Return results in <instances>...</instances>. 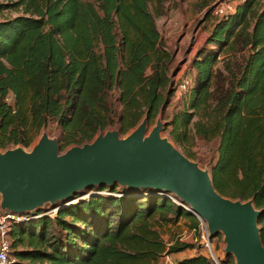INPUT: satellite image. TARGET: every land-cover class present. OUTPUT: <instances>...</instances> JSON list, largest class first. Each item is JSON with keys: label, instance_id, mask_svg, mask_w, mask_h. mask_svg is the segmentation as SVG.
Masks as SVG:
<instances>
[{"label": "trees", "instance_id": "obj_1", "mask_svg": "<svg viewBox=\"0 0 264 264\" xmlns=\"http://www.w3.org/2000/svg\"><path fill=\"white\" fill-rule=\"evenodd\" d=\"M150 1L0 0V148L29 146L32 133L52 126L63 152L165 113L175 94L174 57ZM192 69L186 108L165 131L176 146L192 137L217 143L216 189L254 201L264 244V0H243L217 18ZM97 191L52 215L12 223L15 264H158L166 252L198 249L180 241L167 248L156 228L182 218L199 228L172 196L119 186ZM196 243L205 253L178 264H212ZM221 261L235 264L232 256Z\"/></svg>", "mask_w": 264, "mask_h": 264}, {"label": "water", "instance_id": "obj_2", "mask_svg": "<svg viewBox=\"0 0 264 264\" xmlns=\"http://www.w3.org/2000/svg\"><path fill=\"white\" fill-rule=\"evenodd\" d=\"M145 116L126 137L107 129L91 141L61 151L58 137L43 132L30 151L0 148V210L19 217L60 209L86 191L119 186L125 191L170 195L204 222L210 239L224 238L235 264H264V244L254 201L223 196L211 170L186 156L164 136L159 118L149 132ZM82 198V199H84ZM81 199V200H82Z\"/></svg>", "mask_w": 264, "mask_h": 264}, {"label": "rangeland", "instance_id": "obj_3", "mask_svg": "<svg viewBox=\"0 0 264 264\" xmlns=\"http://www.w3.org/2000/svg\"><path fill=\"white\" fill-rule=\"evenodd\" d=\"M242 1L243 0H168V2L162 5L163 7L159 5L157 0L153 2L150 1L149 7L155 16L162 40L174 57L171 74L173 76L175 94L171 98L166 112L159 114L155 120L150 122L149 132L156 125L159 118H162L165 124H169L175 114H178L186 108L189 92L195 86V73L192 69L193 60L196 58L198 52L206 46L207 39L211 35L217 18L234 12L236 6ZM17 15L18 13L16 12L5 13V16L8 17H15ZM136 127L130 129L126 134L121 133L122 137L129 135ZM110 129L120 130L118 127ZM43 132H48L50 137L59 138V132L55 130L54 127H44L40 132L36 134L32 133L31 136L33 138L29 146L11 145L6 149H13L20 146L26 151H30L37 144ZM164 136L170 138L174 143L166 131L164 132ZM192 138L191 143L186 145V147H176L186 156L190 155L192 157L190 159L198 162L201 167L211 170V165L215 163L217 158V143H207L198 137ZM73 146L75 145L68 146L66 150ZM6 149H2V151ZM97 192V190L86 191L88 197ZM82 198H84L83 195H78L77 197L78 201ZM156 228L160 232L167 248H169L172 243L180 241L197 245L198 249L189 250L186 253L187 256L197 255L205 251L201 248L199 243H196V239L199 235L198 229L196 231L195 229H191L190 222L185 218H182L177 224H158ZM211 240H213V246L218 257L223 260L226 256L224 253L225 244L223 236L220 234Z\"/></svg>", "mask_w": 264, "mask_h": 264}, {"label": "built area", "instance_id": "obj_4", "mask_svg": "<svg viewBox=\"0 0 264 264\" xmlns=\"http://www.w3.org/2000/svg\"><path fill=\"white\" fill-rule=\"evenodd\" d=\"M97 193H100V192H97ZM173 201L179 204L180 206H182L184 209L190 211V209L187 206L182 205L177 199L173 198ZM57 210H51L49 212L39 214L37 217H33V216L19 217L17 215H13L10 213H3L0 210V264H15L16 263L15 258L11 256L10 241L8 239V229L12 223L27 222L35 218L49 216L55 213ZM198 234L199 235L196 241L201 242L202 245L208 250L212 264H222L221 259L218 257L214 249L213 242H212L213 240L210 239L207 226L201 220H200V225L198 228ZM159 264H178V262L174 259L173 254H169L166 252L164 256L161 258Z\"/></svg>", "mask_w": 264, "mask_h": 264}, {"label": "crops", "instance_id": "obj_5", "mask_svg": "<svg viewBox=\"0 0 264 264\" xmlns=\"http://www.w3.org/2000/svg\"><path fill=\"white\" fill-rule=\"evenodd\" d=\"M174 259L179 262L181 259H184L187 257L186 253H182V254H173Z\"/></svg>", "mask_w": 264, "mask_h": 264}]
</instances>
